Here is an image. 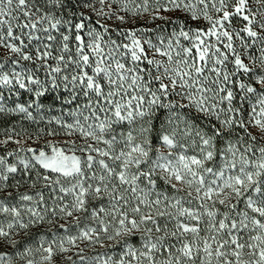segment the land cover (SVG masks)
I'll use <instances>...</instances> for the list:
<instances>
[{"label":"snow or ice","instance_id":"1","mask_svg":"<svg viewBox=\"0 0 264 264\" xmlns=\"http://www.w3.org/2000/svg\"><path fill=\"white\" fill-rule=\"evenodd\" d=\"M11 115L0 264H264V0H0Z\"/></svg>","mask_w":264,"mask_h":264},{"label":"trees","instance_id":"2","mask_svg":"<svg viewBox=\"0 0 264 264\" xmlns=\"http://www.w3.org/2000/svg\"><path fill=\"white\" fill-rule=\"evenodd\" d=\"M166 34H167V31L165 32V35ZM52 114L54 115L55 113H52ZM19 120H20V117L16 116V115L5 116L4 119L0 120V125L3 124L4 127L8 128V127L12 126L13 124H17L19 122ZM24 123L27 127H29V130H31V131H35V129L37 127H44L45 126L44 123H41L39 125L32 124V123L27 122V121H25Z\"/></svg>","mask_w":264,"mask_h":264},{"label":"rangeland","instance_id":"3","mask_svg":"<svg viewBox=\"0 0 264 264\" xmlns=\"http://www.w3.org/2000/svg\"><path fill=\"white\" fill-rule=\"evenodd\" d=\"M193 26H195V24L193 25ZM170 29H167L166 31H169ZM153 38H155V37H153ZM28 98H27V96L26 95H24V96H21V97H14V96H9V97H7V99H6V103L9 105V106H14V104H15V102H24V101H26ZM55 114H57V113H55ZM54 114V115H55ZM5 118V116H0V120L1 119H4ZM6 127H4V125L2 124V125H0V132H2V130L3 129H5ZM31 131V130H30ZM0 138H2V136H0Z\"/></svg>","mask_w":264,"mask_h":264}]
</instances>
